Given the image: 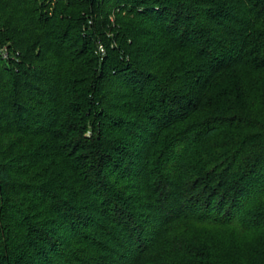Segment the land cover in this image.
Wrapping results in <instances>:
<instances>
[{
    "label": "trees",
    "instance_id": "obj_1",
    "mask_svg": "<svg viewBox=\"0 0 264 264\" xmlns=\"http://www.w3.org/2000/svg\"><path fill=\"white\" fill-rule=\"evenodd\" d=\"M0 43V264H256L264 0H0Z\"/></svg>",
    "mask_w": 264,
    "mask_h": 264
},
{
    "label": "rangeland",
    "instance_id": "obj_2",
    "mask_svg": "<svg viewBox=\"0 0 264 264\" xmlns=\"http://www.w3.org/2000/svg\"><path fill=\"white\" fill-rule=\"evenodd\" d=\"M187 239L192 243L193 245L198 247V255L197 258L203 261L204 264H213L215 263V259L206 256L209 252V249H211L212 246H214V242L209 237H203V236H197V235H188L186 236ZM207 253V254H206ZM248 254L250 256V260L252 262H255L256 264H264V241L260 242L259 244L255 246H251L248 250ZM235 257V263H236V251L234 250V253H232Z\"/></svg>",
    "mask_w": 264,
    "mask_h": 264
},
{
    "label": "built area",
    "instance_id": "obj_3",
    "mask_svg": "<svg viewBox=\"0 0 264 264\" xmlns=\"http://www.w3.org/2000/svg\"><path fill=\"white\" fill-rule=\"evenodd\" d=\"M0 54L4 59H9L10 57L16 58V55H13L10 51V48L7 45H2L0 43Z\"/></svg>",
    "mask_w": 264,
    "mask_h": 264
}]
</instances>
